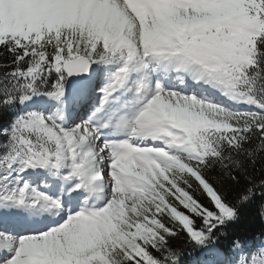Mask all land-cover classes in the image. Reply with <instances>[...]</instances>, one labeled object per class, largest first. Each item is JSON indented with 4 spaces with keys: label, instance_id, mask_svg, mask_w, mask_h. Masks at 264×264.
Here are the masks:
<instances>
[{
    "label": "snow or ice",
    "instance_id": "snow-or-ice-1",
    "mask_svg": "<svg viewBox=\"0 0 264 264\" xmlns=\"http://www.w3.org/2000/svg\"><path fill=\"white\" fill-rule=\"evenodd\" d=\"M0 264H264V0H0Z\"/></svg>",
    "mask_w": 264,
    "mask_h": 264
},
{
    "label": "trees",
    "instance_id": "trees-1",
    "mask_svg": "<svg viewBox=\"0 0 264 264\" xmlns=\"http://www.w3.org/2000/svg\"><path fill=\"white\" fill-rule=\"evenodd\" d=\"M247 226L253 231H259L260 222L255 218V213L253 210H249L244 217H242V221L237 227H245Z\"/></svg>",
    "mask_w": 264,
    "mask_h": 264
}]
</instances>
